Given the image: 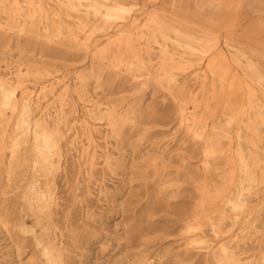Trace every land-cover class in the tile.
Listing matches in <instances>:
<instances>
[{
    "label": "rangeland",
    "instance_id": "1",
    "mask_svg": "<svg viewBox=\"0 0 264 264\" xmlns=\"http://www.w3.org/2000/svg\"><path fill=\"white\" fill-rule=\"evenodd\" d=\"M13 1L0 264H264V0H81L73 34Z\"/></svg>",
    "mask_w": 264,
    "mask_h": 264
},
{
    "label": "bare ground",
    "instance_id": "2",
    "mask_svg": "<svg viewBox=\"0 0 264 264\" xmlns=\"http://www.w3.org/2000/svg\"><path fill=\"white\" fill-rule=\"evenodd\" d=\"M40 1L38 3H35V2H33V0H24L23 3H22L20 0H14L13 3H14V5L16 7H18V8L21 7L25 11H28L31 14V16H34L37 13H40L41 16L44 18L43 19V22L45 21L46 26H47L46 27L47 29H48V26H49L50 22L52 20H54L55 21V25H56V30H57L58 34H62L64 30L72 33V32H74V30H77V31H81L82 32V31H84L86 29L87 20H88V17L89 16H87V17H81V16H79L77 14L78 12H80V10H82V7L84 6L81 0L78 1V4H68V5H66V7H68V8L65 9L67 11L66 12V21L65 20H61L59 18V11L57 10V9L61 8L62 5H59V7L57 8L55 6H52L53 4L52 5L49 4L47 0H42L41 2ZM56 1L58 3H60L59 0H56ZM150 1L151 0H148V3L151 4ZM116 2L117 3H115L116 4L115 6H112L111 9H107V11H106V14H109V15H111V17H114V18L117 17L119 14H121L123 12H126L128 10L127 9L128 6H127L126 3H122L119 0H116ZM177 3H178V6H179V8L177 9V11H179L181 13V14H177V15L178 16L179 15L184 16L186 4L184 6L181 5V2L179 0H177ZM196 7H197L198 14H200L201 11L198 9L199 7H203V8L204 7H207V8L210 7L211 8L213 6L211 4H209V3H206V2H203L202 0H199L198 2H196ZM71 16L74 17V22H72V26L70 25V20L73 18ZM200 18L201 17L196 18L193 23L197 24V22H198V20ZM108 20L109 19H105L104 18V21H101V23L99 24V25H101V27H99V25L97 26V27H99V31L100 32L109 29ZM74 36H75L74 37L75 39H79L84 45H89L91 43V38L90 37H81L78 34H75ZM139 37L141 38V40H144L145 39L144 38V35H142V34L139 35ZM153 37H154L155 41L158 42V39H157L156 35H153ZM144 41L146 42V40H144ZM226 58H227V56L223 52H221L217 57H215L212 60V62L210 64V68H212L214 65H216V63H218V60L221 59V61H224ZM225 67L226 66H224L223 63L221 62V64L217 67V69L219 70V72L221 74H223V71H225V69H226ZM53 90H54V88H53ZM65 91H67V89ZM67 94H68V92H67ZM90 152H92V151H90Z\"/></svg>",
    "mask_w": 264,
    "mask_h": 264
},
{
    "label": "crops",
    "instance_id": "3",
    "mask_svg": "<svg viewBox=\"0 0 264 264\" xmlns=\"http://www.w3.org/2000/svg\"><path fill=\"white\" fill-rule=\"evenodd\" d=\"M183 1V0H182ZM185 4L187 3L186 1H183ZM187 6V5H186Z\"/></svg>",
    "mask_w": 264,
    "mask_h": 264
}]
</instances>
